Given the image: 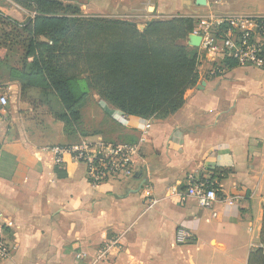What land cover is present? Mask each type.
Returning a JSON list of instances; mask_svg holds the SVG:
<instances>
[{"label":"crops","instance_id":"0c3cea01","mask_svg":"<svg viewBox=\"0 0 264 264\" xmlns=\"http://www.w3.org/2000/svg\"><path fill=\"white\" fill-rule=\"evenodd\" d=\"M197 1L86 2L108 16L132 18L144 29L153 19L209 12ZM215 10L264 16V0H222ZM222 61L203 53L197 85L187 90L184 107L166 120L122 122L121 112L98 105L100 124L113 121L122 143L141 149L131 180L97 187L89 183L84 165L67 159L60 170L45 151L83 138L66 142L60 122L52 129L35 126L21 112L19 84L8 82L9 105L0 117V216L10 254H0V264H85L105 245L111 247L101 264H248L260 246L264 215V69H226ZM96 99L101 101L91 93L82 109L83 127L103 137L98 116L86 111ZM209 181L218 192L212 209L171 193ZM233 197L236 203L228 205ZM182 233L188 235L183 241ZM79 253L85 256L81 262Z\"/></svg>","mask_w":264,"mask_h":264},{"label":"trees","instance_id":"16d2710c","mask_svg":"<svg viewBox=\"0 0 264 264\" xmlns=\"http://www.w3.org/2000/svg\"><path fill=\"white\" fill-rule=\"evenodd\" d=\"M65 1L21 0L34 14L24 24L0 11V30L11 29L0 41V49L9 52L0 58V70L7 71L6 83L0 76V88L18 83L21 102L47 107L74 141L101 135L83 127L82 109L91 93L112 109L145 120H166L184 107L187 90L198 83L203 55L201 48L188 44L196 19H153L140 30L130 20L87 17ZM20 49L16 64L12 56ZM238 66L230 57L221 63L226 69ZM204 184L217 189L211 181ZM248 264H264V215L260 246L250 253Z\"/></svg>","mask_w":264,"mask_h":264},{"label":"built area","instance_id":"2783aa9c","mask_svg":"<svg viewBox=\"0 0 264 264\" xmlns=\"http://www.w3.org/2000/svg\"><path fill=\"white\" fill-rule=\"evenodd\" d=\"M222 0H206L209 12L200 16H192L198 21L194 35L201 36V50L222 59L230 57L239 66H252L264 69V16L230 15L216 12ZM34 15V14H33ZM226 27V28H225ZM220 28H225L223 36H218ZM9 105L8 97L0 91V117L5 114ZM121 121L128 116L121 113ZM151 127L148 121L144 129L147 134ZM140 145L130 143H116L104 139L102 136L83 138L79 143L65 146H51L45 151L52 155L56 168L63 170L67 166V159L82 164L86 168V176L92 186H100L109 182H126L137 173L139 166ZM182 200L194 199L202 209H212L218 200L217 189H209L206 184L192 182L185 192L174 187L171 192ZM237 198L227 199L228 205H234ZM5 222L0 216V254L8 257L9 245L5 239ZM188 235L182 233L179 240L183 241ZM111 245H105L97 254L85 264H101L107 258ZM79 253L76 258L84 260Z\"/></svg>","mask_w":264,"mask_h":264},{"label":"rangeland","instance_id":"374dc122","mask_svg":"<svg viewBox=\"0 0 264 264\" xmlns=\"http://www.w3.org/2000/svg\"><path fill=\"white\" fill-rule=\"evenodd\" d=\"M21 0H0V11L8 18H11L13 21H16L18 23L24 24L26 23L30 18L34 17L33 13L29 10L23 7L22 3L20 2ZM87 0H68L65 1L64 3L67 4H72L74 6H79L82 10V13H84L85 16L87 17H93V16H98V17H110V18H117V19H123L120 18V15L117 16H108L107 14H103L101 12L100 9H96V8H92L90 7V4H87L86 2ZM132 20V18L130 19ZM9 30H11L9 27H5L2 28V30H0V41L3 42L5 40V35H9ZM140 30H144L143 28H140ZM14 36V34H13ZM9 39V38H8ZM18 52H15V56L14 57V61L16 62V64L18 63V58L21 57V54H23L22 49L18 50ZM0 53L2 56H0V58L4 59L6 56L5 54L9 55V52L6 51L5 48H1L0 49ZM202 53L205 54V52L202 51ZM20 54V55H19ZM9 57V56H8ZM18 67V66H17ZM7 73V71L4 70V68H1L0 70V76H3V81L6 83L7 79H5V74ZM3 83V84H5ZM8 85L5 84L4 86H2L0 88L1 92L3 94H5L8 99L10 98L9 95V91L6 90V87ZM33 96L34 98H36V100L38 101V97L36 96L37 94L35 92H33ZM97 100V99H96ZM95 102H91L89 104V106L87 107L88 110L86 109V111L88 112H93V114H96L98 117H96L97 119V125H99L101 123V116H99L98 114V108H99V104H104V102L102 101H96ZM85 111V112H86ZM23 113L29 114L30 118H32L35 126L40 127V128H44V127H49L50 129H52L54 127L55 123H59L54 119L53 116V112L50 111L47 107L43 106V105H39V104H34L29 105L28 103H23V109L22 111ZM85 113V114H90V113ZM100 113V112H99ZM90 117V116H88ZM99 127V126H98ZM99 130L103 131V138L111 141V142H116V143H122L121 141V131L120 129L115 125V123H113V121L107 120L103 121L102 124H100ZM59 133H55L54 137H59ZM97 137L96 135H90L87 136L85 138H95ZM70 139V138H69ZM66 142H71V139L68 141L65 140ZM64 141V142H65ZM72 142H75L74 140H72Z\"/></svg>","mask_w":264,"mask_h":264},{"label":"water","instance_id":"95a60500","mask_svg":"<svg viewBox=\"0 0 264 264\" xmlns=\"http://www.w3.org/2000/svg\"><path fill=\"white\" fill-rule=\"evenodd\" d=\"M197 4H198L199 6H206V5H207V2H206V0H198V1H197ZM201 42H202V38H201V36H198V35H194V34H192V35L189 37L188 44H189L191 47L200 48V47H201ZM140 175H141V173H138V174L136 175V178H139Z\"/></svg>","mask_w":264,"mask_h":264}]
</instances>
